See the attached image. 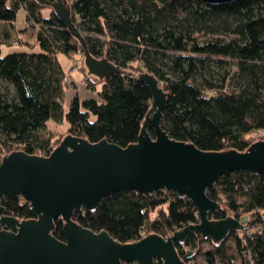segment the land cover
<instances>
[{
    "label": "trees",
    "instance_id": "obj_1",
    "mask_svg": "<svg viewBox=\"0 0 264 264\" xmlns=\"http://www.w3.org/2000/svg\"><path fill=\"white\" fill-rule=\"evenodd\" d=\"M66 1L89 53L106 58L121 73L100 84L85 75L86 88L97 99H80L75 92L65 110L66 73L57 55L75 54L79 41L50 7L35 0H0V23L11 25L22 7L27 22L36 26L40 48L6 55L0 49V160L13 151L48 156L60 140L47 125L63 119L70 135L91 143L106 140L124 148L136 142L151 109L150 91L137 78L143 72L167 93L161 127L170 138L207 152H244L252 144L246 136L255 132H262L264 140V0L218 5L200 0ZM45 7L51 9L48 16L42 14ZM206 195L220 206L209 219L245 217L247 227L230 231L218 243L200 238L212 247L193 250L184 264H264V176L225 173ZM1 205L16 219L36 218L22 196L6 195ZM72 220L93 232L105 230L123 244L150 234L166 237L197 223L198 217L191 202L173 192L122 190L93 210L75 211ZM52 235L64 240L60 218L54 220ZM228 240L236 257L228 254Z\"/></svg>",
    "mask_w": 264,
    "mask_h": 264
},
{
    "label": "water",
    "instance_id": "obj_2",
    "mask_svg": "<svg viewBox=\"0 0 264 264\" xmlns=\"http://www.w3.org/2000/svg\"><path fill=\"white\" fill-rule=\"evenodd\" d=\"M35 1L50 7L79 41L87 76L103 81L121 73L106 58L96 59L89 53L83 36L72 23L66 0ZM200 1L218 5L234 0ZM137 78L150 91L151 109L136 142L122 148L106 140L91 143L66 134L48 156L23 151L2 156L0 264H184L196 249L198 237L218 243L230 231L247 227L245 217L209 219V213L220 206L206 193L225 173L246 171L264 176V140H256L244 152H207L191 143L176 141L161 127L167 93L152 74L143 72ZM122 190L144 195L173 192L191 202L198 222L166 237L150 234L121 244L105 230L93 232L72 220L75 211L93 210L104 198ZM6 195L22 196L36 218L19 220L6 215L1 205ZM57 218L63 221V241L52 235ZM10 225L14 230L7 229ZM185 240L189 248L180 257L175 243L183 244Z\"/></svg>",
    "mask_w": 264,
    "mask_h": 264
},
{
    "label": "rangeland",
    "instance_id": "obj_3",
    "mask_svg": "<svg viewBox=\"0 0 264 264\" xmlns=\"http://www.w3.org/2000/svg\"><path fill=\"white\" fill-rule=\"evenodd\" d=\"M50 12V8H42V14L44 16H48ZM2 27H6L7 30L6 32L0 31V40L4 42L0 47L2 55L18 51L35 53L40 51V48L36 43L35 39L36 26H33L32 22H27L26 12L22 7L19 8V10L17 11L15 21L11 25L9 23H0V30H2ZM12 41L14 43L12 45H8ZM78 48L79 49L77 50V52L75 54L70 55V57L65 56L63 54L57 55V60L60 63L63 71L66 73L67 90L64 99L65 110L68 108V102L70 101L73 94H75V92L77 93L80 99L87 98L88 96L97 99L96 92L86 88V68L84 67L83 63L84 58L82 49L80 46ZM229 63H232V61H229ZM88 77H90L89 80L93 81L94 84L102 83V81L98 80L97 78H94L92 76ZM99 86L100 85H98V87ZM47 127L52 132L53 138L59 139L60 141L64 136H66V134H69L68 124L65 119H63L60 124H54L52 122H49ZM246 138L249 141H252L253 143L256 140H263V133L255 132L251 135L246 136ZM258 228L255 227L254 230ZM211 247L212 246L209 242H199L196 249H199L201 252H204L210 249ZM226 247L228 248V254L233 255V257H236L234 245L231 240H228L226 242ZM198 261H201L200 257H198Z\"/></svg>",
    "mask_w": 264,
    "mask_h": 264
},
{
    "label": "flooded vegetation",
    "instance_id": "obj_4",
    "mask_svg": "<svg viewBox=\"0 0 264 264\" xmlns=\"http://www.w3.org/2000/svg\"><path fill=\"white\" fill-rule=\"evenodd\" d=\"M199 239H200V237H198L197 243L199 242ZM185 244H188V247L187 248L184 247L182 250L186 252L188 250V248H189L188 241L185 240V241H183V244H179V245L184 246ZM176 250H177V253L179 254L180 257H183L184 256V254L183 255L181 254L182 253V250L181 249L176 248ZM156 263L157 264H161L160 261H156ZM130 264H133V263H130Z\"/></svg>",
    "mask_w": 264,
    "mask_h": 264
},
{
    "label": "crops",
    "instance_id": "obj_5",
    "mask_svg": "<svg viewBox=\"0 0 264 264\" xmlns=\"http://www.w3.org/2000/svg\"><path fill=\"white\" fill-rule=\"evenodd\" d=\"M87 98H91L90 96H88Z\"/></svg>",
    "mask_w": 264,
    "mask_h": 264
}]
</instances>
